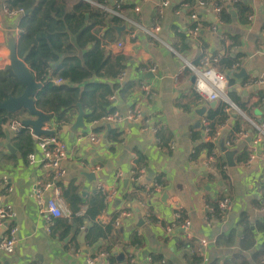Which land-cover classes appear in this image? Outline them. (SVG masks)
Returning a JSON list of instances; mask_svg holds the SVG:
<instances>
[{
	"label": "crops",
	"instance_id": "0c3cea01",
	"mask_svg": "<svg viewBox=\"0 0 264 264\" xmlns=\"http://www.w3.org/2000/svg\"><path fill=\"white\" fill-rule=\"evenodd\" d=\"M109 1L112 4L118 1L125 8L119 14V19L123 21L120 26L124 28L119 32L118 38L122 39L124 47L121 50L113 48L119 26L112 27L115 35L111 46L115 51L121 52L126 59L125 81L137 83V86L123 99H120L117 91H113L115 101L109 103V107L112 106L125 113L135 106L146 115L155 116L156 120L154 119L151 125L154 126L159 121L172 136V141L169 144L170 149H161L154 134L149 132L146 135L140 134L137 127L129 122L112 125L110 128L106 126V130L98 133L100 141L95 145L88 141L79 144L74 142L77 135L83 134L88 129V125L84 124V127L78 129L73 137H70L69 133L65 134L61 129L68 154L63 163L66 175L56 182L62 184L65 193L62 189L61 191L65 194V199L72 206L76 204L85 206L97 193L95 189L97 182L103 181L111 186L116 173L120 172L122 177L116 181L119 183V198L103 215H99L97 220L114 212V209L125 208L120 196L131 188L130 179L134 171L135 154L139 152L146 165L145 182H148V170L152 174L149 181L154 180L155 177H162L165 183L164 192L169 198L168 206H164L159 198L149 203L158 223L149 225L144 223V208L134 202L131 205L133 209H131L133 211L131 218L117 228L120 240L124 242L138 233L137 237L141 239L143 246L132 253L137 264H190L192 249H183V244L189 242L194 245L196 241L202 239L209 244L204 264H230L231 256L234 254H241L249 259L251 252L258 250L264 242L263 237L255 236V230L260 229L259 221L264 218V214L252 205L253 202H261L264 198V141L260 143L259 157L250 165H246L237 162V159L244 156L243 152L249 153L250 147L246 138L238 137L232 147L237 150L234 156L236 166L225 167L226 177L223 180L220 173L214 169L215 163L210 168L204 166L206 160L204 154L196 158L192 157L194 146L203 139L201 121L204 118L198 116L196 112L205 107L204 114H206L210 109L209 105L201 101L199 106L192 105L184 110L174 102L178 100L180 94L185 92L188 97L189 89L194 90L195 79L192 80V76L180 77L184 72L183 61L186 57L189 56L193 64L194 60L202 55L214 58L219 54L222 60L213 63L212 66L228 77L227 95L232 103L251 121L264 118V99L260 101L258 97L264 91V0H239L238 11L235 9L227 12L228 15L223 19L224 24L219 27L217 33L210 31L212 20L209 10L198 9L197 0H192L191 3L189 0H179V2L173 0L164 18L159 42H154L139 29L130 30L127 21H135L141 27H146L160 0H148L143 3L140 0ZM2 2L0 0V58L4 59L8 55V39L12 38L14 41L18 39L15 29L20 17H7L3 12ZM187 6L196 11L197 20L189 19L191 10H187ZM194 23L199 25V32L195 39L187 37L186 43L190 46V51L176 52L171 47L174 41L172 27L186 34ZM133 31L135 37L129 39L128 32ZM233 63L236 67L231 69L228 65L231 66ZM150 64H156L158 69L153 75L141 77L140 70ZM241 70L242 78L233 77L234 73ZM258 79L262 83L256 88L254 82ZM140 83L152 84L154 91L152 99H141ZM184 101L188 103L190 99ZM77 113L78 110L71 124L74 123ZM234 116V114L229 115L219 127L218 137L223 136L226 140L236 126L239 128L238 133L246 132L252 137L250 126L247 128L246 125L248 122L242 116ZM44 127L55 128L51 121L45 123ZM10 129V125H7L6 140L0 141V177H6L11 189L6 194L5 201L12 206L14 213L17 246L14 254L10 256L0 253V264H86V256L98 257L102 249L108 248L109 242L96 243L90 247L80 246L74 251L70 245L65 247L72 235L64 241H59L46 234V223L35 205L34 194L42 183L51 178L52 171L41 164L42 157L35 146L34 164H29L26 157L20 156L9 143L12 138ZM109 129L121 133L119 142L108 140L106 131ZM193 131L198 132V138L192 139ZM8 145L11 146V150L7 149ZM217 154L225 163L222 154L218 152ZM94 167H99L100 171L92 173L91 169ZM222 194L229 197L231 210L223 221H216L215 218L206 221L203 215L204 204L213 206L208 200L211 202L218 200ZM44 197H49V193ZM173 198L177 199L184 209L183 220L181 223L178 221L179 225L181 226L184 221L190 222L188 229L193 237L191 241L184 240V232L180 226L173 231L166 229V226L174 221L169 207V200ZM244 219L253 229L254 235L253 246L248 250H244L239 245V241L243 245L247 242L243 236ZM233 232L236 238L230 237ZM4 238L5 232L0 229V243ZM77 240L82 243L83 238L79 236ZM112 242L118 241L112 240ZM110 250L114 255L120 253L119 248L113 245ZM127 256L126 254L125 257ZM147 257H151V263H148Z\"/></svg>",
	"mask_w": 264,
	"mask_h": 264
},
{
	"label": "trees",
	"instance_id": "16d2710c",
	"mask_svg": "<svg viewBox=\"0 0 264 264\" xmlns=\"http://www.w3.org/2000/svg\"><path fill=\"white\" fill-rule=\"evenodd\" d=\"M91 1L92 4L83 0H6L2 2V5L5 3L11 11L22 10L24 13H28L27 16L23 15L19 19L17 28L22 32L15 41V52L16 56L22 59L29 69L34 81L42 85V88L33 99L35 110L49 116L56 129H62L72 123L73 116L77 112L76 104L78 103L85 112L84 124L89 126L109 108L108 97L113 94V91H117L120 99H123L137 86L134 81H125L122 85L116 82L118 73L125 68L124 62L126 59L121 52L112 49L111 43L115 35L112 27H121L123 21L108 11L120 14L125 8L118 1L113 4L109 0ZM191 2L192 0H189V3ZM238 4L236 5L237 11ZM239 9L243 12L241 8ZM226 15H228L227 12L224 13L223 19ZM172 32L174 35L172 49L178 53L190 51V46L186 43V34L178 31L175 27H172ZM128 34L130 33L128 32ZM228 66L230 67V65ZM190 74V70L184 69L180 77L188 78ZM53 79H60L62 83L54 85ZM22 90L20 82L13 75L9 66L6 65L0 69V101H5L9 96L18 97ZM189 90L188 97L184 92L174 102L184 110L189 109L192 105L199 106L201 103V99L196 92L192 89ZM185 99H190V101L185 103ZM225 109L226 104L218 101L215 107L208 109L207 113L203 115L208 123L211 137L218 132L219 127L229 118V114L226 113ZM25 117L24 111L15 114L0 112V141L6 140L5 129L7 125L14 122L21 123ZM157 122L154 126L158 129L156 128L157 132L154 136L157 139L158 146L161 149H170L169 144L172 141V136L167 133L166 128L159 121ZM246 125L248 128L249 124ZM106 129L105 127H98L93 132L98 134ZM238 130L239 128L236 126L234 132L226 140L233 139L239 132ZM195 132H192V139L198 138V132ZM106 133L108 140L114 142H119L122 137L121 133H117L113 129H109ZM9 143L23 158L32 153L34 149V139L27 128H22L15 137L12 136ZM215 150V144L200 142L194 146L192 157L196 158L200 154H204L207 158ZM243 155L242 158L237 159V162L245 163L248 160L249 153L243 152ZM214 163V169L220 173L224 180L226 177L224 169L226 164L222 157L217 154ZM140 167L147 171L143 157L138 152L135 154L134 171ZM50 181L51 178L46 182ZM154 181L164 183L162 177H155ZM56 185L65 193L60 182H56ZM63 192L62 197L65 199ZM152 192L153 188L150 186L131 184V188L125 190L120 196V201L125 204L124 209H132L131 205L134 202L144 204L146 211L149 213L150 222L155 224L159 221L152 214L153 209L149 206ZM224 196L222 194L220 199ZM220 199L213 202L208 200L213 205L211 207L214 210L213 214L216 219ZM67 202L69 203V201ZM79 205L72 206L70 204L72 211L70 221L64 219L51 221L49 226L50 237L64 241L70 238L69 235H72L71 240L65 247L70 245L74 251L80 246L90 247L96 243L107 241L109 242L108 248L102 249L100 253L111 254L110 247L113 245L119 248L120 253L118 255H122L121 261L117 258L118 255H112L109 258L110 264H134L133 256L129 258L125 256L127 250L131 247L137 250L142 248L143 243L137 237V234L130 237L127 242L120 240L117 229L114 227L116 212H111L109 215L102 217L101 220H97L103 208L102 198L98 193L93 196L91 202L86 203L85 213L81 217H75ZM252 205L256 208L263 207L264 198L261 202H253ZM242 224L244 228L243 236L247 242L243 245L239 241V245L244 250H248L254 243L253 229L245 219ZM82 227L85 228L83 233L80 231ZM82 235L83 241L79 243L77 239ZM232 236L236 238L234 232L230 235V237ZM112 240L118 242L115 243ZM71 243L75 244L72 245ZM230 244L231 242L228 243V245ZM183 249L194 250L196 245L186 242L183 244ZM199 261L200 259L196 254H191L190 264H197ZM230 264H264V242L258 250L251 252L249 259L241 254L232 255Z\"/></svg>",
	"mask_w": 264,
	"mask_h": 264
},
{
	"label": "built area",
	"instance_id": "2783aa9c",
	"mask_svg": "<svg viewBox=\"0 0 264 264\" xmlns=\"http://www.w3.org/2000/svg\"><path fill=\"white\" fill-rule=\"evenodd\" d=\"M6 1V0H2ZM87 1V0H83ZM142 3L148 0H140ZM173 0H160L159 3L156 5L153 13L151 14L148 24L146 27H141L135 21H127L128 27L131 30H141L146 35L150 37L154 42H159V33L162 31V24L166 15L168 8L171 6ZM239 0H197L198 9L202 10H209L211 16L210 22V31L211 32H218L220 26L224 24L223 15L228 11H235L236 5ZM101 9H104L100 7ZM2 9L4 14L7 17H16V16H23L24 12L22 10L18 11H11L7 8L6 4L3 3ZM192 8L187 6V10H191ZM105 10V9H104ZM110 14L119 17L114 11H108ZM180 12V10H179ZM177 11V14H179ZM189 19L197 20V13L195 10H191L189 14ZM22 31L18 28L15 29V34H17V38L19 37ZM199 32V25L194 23L191 28L186 31V37L195 39L198 36ZM135 37L134 31L128 35L129 39H133ZM124 47V42L122 39H117L113 43V48L115 50H121ZM221 55L217 54L214 58H209L205 55L197 57L193 64L184 60V69H188L191 72L196 74V78L193 82V89L196 94L199 96L201 101L204 103H211L213 101H222L226 104V113L229 115L233 112L237 113V115L242 116L249 124L250 130L253 133L252 137L250 134L246 132L237 133L233 139L225 140L224 144L225 147L228 149H235L232 148L238 139L241 138H250L248 144L250 147L249 151V158L245 162L246 165H250L257 157H259L260 153V143L264 141V118L258 121H251L247 119L241 109L235 106L232 101L230 100L229 96L227 95V86H228V77L214 69L212 66L213 63L221 61ZM223 62V61H222ZM2 63V62H0ZM231 69L236 67V64H231ZM158 69L156 64H150L148 67L140 70L141 77L145 75H153L155 71ZM127 71L125 68L120 71L116 77V81L119 85L123 84L126 80ZM54 85H59L62 83L60 79H53L52 80ZM256 87L261 85L262 81L258 79L254 82ZM140 96L143 100L152 99L154 96L153 86L152 84H145L140 83ZM260 101L264 99V91L258 95ZM115 95L114 93L108 97V102H114ZM111 108V109H110ZM152 117L143 113L140 108L138 107H131L125 113L120 112L119 110L113 108L112 106L109 107L105 113L100 115L96 120H94L83 134L77 135L75 137L74 142L79 144L85 141H88L92 144H98L100 139L99 135L94 133L93 130L98 127H106L112 125H119L123 122L133 123L140 134L146 135L148 132L155 135L157 129L151 125L154 121L155 116L151 115ZM156 120V119H155ZM11 127L12 136L15 135L22 129L24 126L19 122H14L9 124ZM202 127V137L200 139L201 142H211L213 144H217L219 133L216 132L213 137L210 136V130L208 128V123L203 119L201 121ZM52 131V135L49 137L40 136V137H33L34 138V146L38 153L41 154L42 157V165L44 167H48L52 171L51 181L44 182L35 190L34 194V201L35 205L42 216L43 220L46 223V234L50 235L49 226L52 220L54 219H64L70 221L72 217V211L70 204L62 197L61 190L55 185V181H59L61 178L65 177L66 169L63 166L64 161L66 160L68 150L66 146V142L64 140V134L61 129L51 128L48 129ZM36 153H30L26 158L29 164H34L35 162V155ZM217 151H213L211 155H209L206 160L204 161V166L206 168H210L214 162L216 161ZM225 169V168H224ZM92 173H96L100 171L99 167H94L91 169ZM122 177L120 172L116 173L114 177V182L111 186H108L103 181L96 183V192L102 198L103 208L101 210V215H103L108 209L112 207V203L119 198V183L118 181ZM146 179V171L143 167L138 168L136 171H133L132 177L130 179L131 184L135 185H142V186H150L153 188L152 200L158 199L161 194L165 191L164 183L155 182L154 180H150L145 182ZM228 181H231V178H228ZM11 189L9 184L7 183V179L5 176L0 177V229L5 232V238L0 243V253L6 256H10L14 254L16 246H17V228L15 225L14 213L12 210V206L9 205L5 201V196ZM49 193V197L45 198L44 195ZM149 201V203H150ZM139 207L144 208V223L147 225L151 224L150 216L148 211H146V206L142 203H138ZM150 206V205H149ZM169 207L171 209L174 221L169 223L166 226V229L169 231H173L176 227L180 226V223L183 220V207L179 204L177 199L173 198L169 200ZM218 215L217 219L214 217V210L209 207L207 204H204L203 215L204 219L207 220H215L216 221H223L226 215L231 210L230 200L228 196L222 197L218 202ZM86 211V207L84 205L79 206L78 211L75 213V217H81ZM116 212V217L114 219V227L120 228L124 222L128 221V219L132 216L131 209H114ZM264 214V206L257 209ZM209 224V222H207ZM6 224V226H5ZM260 229H256V237H263L264 238V218L259 221ZM184 232V240L191 241L193 237L189 233L190 222L184 221L183 224L180 226ZM85 228L82 227L80 231H84ZM138 235V233H136ZM196 249L190 250L191 254H196V256L200 259L197 264H204L206 259V249L208 248L209 244L206 240L202 239L196 241L195 243ZM137 249L131 247L127 250V257H132V253H134ZM114 255L106 254V253H99L98 257L92 258L86 256V264H110L109 258ZM146 260L148 263H151V257H147ZM134 264H137L135 260H133Z\"/></svg>",
	"mask_w": 264,
	"mask_h": 264
},
{
	"label": "water",
	"instance_id": "95a60500",
	"mask_svg": "<svg viewBox=\"0 0 264 264\" xmlns=\"http://www.w3.org/2000/svg\"><path fill=\"white\" fill-rule=\"evenodd\" d=\"M86 2H89L92 4L91 0H87ZM175 2H179V0H175ZM27 12L24 13V16H27ZM124 27H118L116 30L117 33V39L119 38V32L123 30ZM8 47V65L10 67L11 72L13 75L17 78V80L20 82L23 90L22 93L18 97H12L9 96L5 101H0V112H5V113H11L15 114L20 111H24L26 114V117L21 121V124L24 126V128H27L31 131V135L33 137H40V136H45L49 137L52 135V131L46 129L44 127L45 123H48L50 121L49 116H46L42 114L41 112H38L34 108L33 104V99L37 92L42 88V85L40 83H36L33 79L32 74L30 73L29 69L26 67L25 63L23 62L22 59H19L16 56L15 52V41L14 39L10 38L8 39L7 43ZM2 58H0V62H2ZM186 61L190 62V57H186ZM148 77V75H146ZM233 77L236 78H242V70L238 73H234ZM195 77H192V80H194ZM257 88V87H256ZM243 91V90H242ZM244 95V91L242 92ZM218 104L217 101H213L209 103V107L213 108ZM78 113L77 117L74 121L73 124H70L69 126H65L62 128L63 132L69 133L70 137H73L74 133L78 129H82L84 127V114L85 112L83 111L81 105L78 103L76 104ZM205 107L197 110V115L198 116H203L205 112ZM235 115L234 117L238 116L237 113L233 112ZM232 115V113L230 114ZM107 128H110V126H107ZM250 138H246V141L249 142ZM225 138L223 136L219 137L217 141V152L219 154H222L224 157L225 163L227 167H235L234 163V156L237 153L236 149H228L225 147L224 144ZM8 150H11V146H7ZM150 170H148L147 177L149 181V177L151 176ZM168 195L163 192L161 196L159 197V201L164 205L168 206L167 200H168ZM6 226V224H5ZM140 226V225H139ZM83 238V235L81 236ZM117 258L119 261L122 259V255H118Z\"/></svg>",
	"mask_w": 264,
	"mask_h": 264
},
{
	"label": "rangeland",
	"instance_id": "374dc122",
	"mask_svg": "<svg viewBox=\"0 0 264 264\" xmlns=\"http://www.w3.org/2000/svg\"><path fill=\"white\" fill-rule=\"evenodd\" d=\"M191 61H192V60L190 59V62H191ZM183 62H184V61H183ZM8 63H9V61H8V55H6V56L4 57V59H3V62L0 63V69L4 68L6 65H8ZM184 65H185V63H184ZM3 66H4V67H3ZM190 76H192V77H196V74H195L194 72H191Z\"/></svg>",
	"mask_w": 264,
	"mask_h": 264
}]
</instances>
